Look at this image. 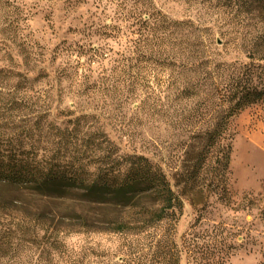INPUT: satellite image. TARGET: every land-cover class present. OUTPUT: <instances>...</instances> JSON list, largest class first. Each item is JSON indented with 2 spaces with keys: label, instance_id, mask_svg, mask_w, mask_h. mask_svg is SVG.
Returning <instances> with one entry per match:
<instances>
[{
  "label": "rangeland",
  "instance_id": "rangeland-1",
  "mask_svg": "<svg viewBox=\"0 0 264 264\" xmlns=\"http://www.w3.org/2000/svg\"><path fill=\"white\" fill-rule=\"evenodd\" d=\"M260 6L0 0V89L29 97L59 126L71 113L88 115L121 154L159 166L182 207L157 231L173 235L180 264H264V103L227 119L226 168L212 146L198 156L207 143L198 135L225 114L236 82L264 88V58L251 48L264 47ZM124 244L110 235L65 238L70 253L88 254L85 264H114ZM0 264L65 262L16 232L0 237Z\"/></svg>",
  "mask_w": 264,
  "mask_h": 264
},
{
  "label": "trees",
  "instance_id": "trees-1",
  "mask_svg": "<svg viewBox=\"0 0 264 264\" xmlns=\"http://www.w3.org/2000/svg\"><path fill=\"white\" fill-rule=\"evenodd\" d=\"M258 2L264 18V0ZM251 48L264 58L262 45ZM236 83L225 114L198 135L207 142L198 156L212 146L223 168L227 119L264 103V88ZM28 98L0 89V219L8 220L0 223V237L18 232L50 247L65 264H85L88 254L70 253L65 238L110 235L125 243L114 264H180L173 235L157 231L182 207L164 171L145 156L121 154L90 116L69 113L59 126L49 110H32ZM105 252L89 250L96 259Z\"/></svg>",
  "mask_w": 264,
  "mask_h": 264
}]
</instances>
